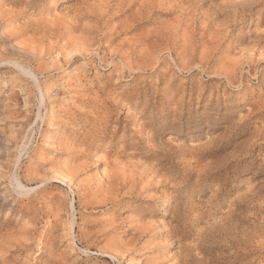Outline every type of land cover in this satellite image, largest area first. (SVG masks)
I'll return each instance as SVG.
<instances>
[{
  "label": "rangeland",
  "instance_id": "rangeland-1",
  "mask_svg": "<svg viewBox=\"0 0 264 264\" xmlns=\"http://www.w3.org/2000/svg\"><path fill=\"white\" fill-rule=\"evenodd\" d=\"M133 1L0 0V264H264V0Z\"/></svg>",
  "mask_w": 264,
  "mask_h": 264
},
{
  "label": "bare ground",
  "instance_id": "bare-ground-1",
  "mask_svg": "<svg viewBox=\"0 0 264 264\" xmlns=\"http://www.w3.org/2000/svg\"><path fill=\"white\" fill-rule=\"evenodd\" d=\"M134 1H136V0H134ZM133 1V2H134ZM147 1V0H146ZM153 1V0H152ZM163 1V0H162ZM94 2V1H93ZM111 2V1H110ZM109 2V3H110ZM132 2V1H131ZM150 2V1H149ZM82 3V2H81ZM137 3V2H136ZM104 4V3H103ZM103 4H101V5H103ZM132 4V3H131ZM145 4H146V2H145ZM148 4V3H147ZM150 4H152V3H150ZM149 4V5H150ZM162 4H164V3H162ZM106 5V4H105ZM108 5V4H107ZM120 5V4H119ZM160 5V4H159ZM83 6V5H82ZM141 6H146V5H144V2H143V5H142V2H141ZM131 7V6H130ZM148 7V6H147ZM150 7V6H149ZM196 7V6H195ZM107 8V7H106ZM113 8V7H112ZM141 8V7H140ZM139 8V9H140ZM156 8V7H155ZM142 9V8H141ZM101 10V9H100ZM182 10V9H181ZM69 11V10H68ZM105 11V10H104ZM140 11V10H139ZM142 11V10H141ZM187 12V11H186ZM90 13V12H89ZM96 13V12H95ZM104 13V12H103ZM91 14V13H90ZM89 14V15H90ZM3 16V15H2ZM68 17V16H67ZM73 19V18H72ZM57 20V19H56ZM32 22V21H31ZM36 22H38V21H36ZM36 22H35V24H36ZM46 22V21H45ZM182 22V21H181ZM47 23V22H46ZM69 23V22H68ZM103 23V22H102ZM33 25V24H32ZM52 25V24H51ZM67 25V24H66ZM88 25V24H87ZM93 25H95V24H93ZM39 26V25H38ZM43 26V25H42ZM55 26V25H54ZM69 27V26H68ZM87 27V26H86ZM55 28H57V27H55ZM80 28V27H79ZM94 29H95V27H94ZM179 29V28H178ZM49 30H51V29H49ZM95 30H97V29H95ZM37 32H39V31H37ZM52 34V33H51ZM74 35V34H73ZM77 37V36H76ZM75 37V38H76ZM103 37V36H102ZM57 38V37H56ZM194 40V39H193ZM72 41V40H71ZM70 42V41H69ZM78 45H81V44H78ZM84 45V44H83ZM82 45V46H83ZM84 47H85V45H84ZM25 48V47H24ZM80 48V47H79ZM99 48V47H98ZM81 49V48H80ZM34 50V49H33ZM61 50V49H60ZM83 50V49H82ZM63 51V50H62ZM193 52V51H192ZM198 52V51H197ZM61 53V52H60ZM82 53V52H81ZM192 55V54H191ZM188 56V55H187ZM198 56V55H197ZM192 57V56H191ZM15 58V57H14ZM19 58V57H18ZM190 58V57H189ZM26 59V58H25ZM68 59V58H67ZM189 60V59H188ZM193 61V60H192ZM237 62V61H236ZM10 63H13L14 64V66H16V68L20 71V72H22L24 75H26L27 77H29L34 83H35V85L38 87V89L40 90V95H41V98H40V100H41V102L43 103L44 102V96H45V94H44V91H43V88H42V86L40 85V79H39V77H38V74L34 71V70H31L29 67H27V66H25L23 63H21L20 61H11ZM156 63V61L154 60V62H153V64H155ZM130 67V66H129ZM197 67H199V66H197ZM203 67H205V66H203ZM154 68V67H153ZM234 71V70H233ZM230 82H231V80H229ZM263 101H264V99H263ZM45 103V102H44ZM40 117L39 118H42L43 119V114L40 112L39 114H38ZM43 121V120H42ZM30 131V130H29ZM260 133V132H259ZM32 138V137H31ZM26 139V138H25ZM262 142V141H261ZM27 148H29L28 147V143L24 146V149H25V151H27ZM23 153V152H22ZM21 153V154H22ZM21 154L19 155V156H21ZM18 160H19V157H18ZM21 161V160H20ZM114 171V170H113ZM115 172V171H114ZM112 175V174H111ZM124 176H126V175H124ZM123 176V177H124ZM130 176H131V174H130ZM126 178V177H125ZM135 178V177H134ZM165 178V177H164ZM11 180H12V184H13V186H14V188L16 189V191H17V193H19V194H21V195H29V194H31L32 192H34V191H36V190H38L39 188H41V186L42 185H44L45 184V182L43 181H41V185H38V186H35V187H32V186H28V185H26L23 181H22V179L17 175V174H14L13 176H12V178H11ZM122 181H124V180H122ZM129 181V180H128ZM119 183H120V181H119ZM124 183V182H123ZM125 183H127V182H125ZM158 183H160V182H158ZM157 183V184H158ZM113 184H114V182H113ZM115 184H117V183H115ZM46 185V184H45ZM69 185V184H68ZM118 186H122V184L120 183V184H117ZM114 186V185H113ZM130 186V185H129ZM131 186H133V185H131ZM130 186V187H131ZM115 188H116V186H114ZM121 188H124V187H121ZM133 188V187H132ZM131 188V189H132ZM118 189V188H117ZM127 190H129V189H127ZM73 191V190H72ZM116 191V190H115ZM114 191V192H115ZM119 191V190H118ZM35 194V193H34ZM122 195V194H121ZM93 198V197H92ZM107 198V197H106ZM102 199H105V198H102ZM100 201H101V199H100ZM99 202V201H98ZM97 204V203H96ZM71 210H72V224H71V228L74 230V234H75V228H76V213H75V203H74V199H73V201L71 202ZM57 214V213H56ZM107 230V229H106ZM86 254H88L89 253V251L90 250H88V249H85V250H83ZM188 255V254H187Z\"/></svg>",
  "mask_w": 264,
  "mask_h": 264
}]
</instances>
